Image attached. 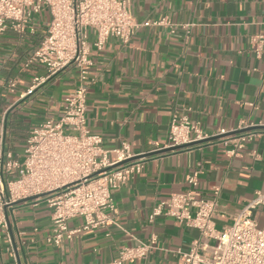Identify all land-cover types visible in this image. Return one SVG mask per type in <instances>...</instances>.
<instances>
[{"label": "crops", "instance_id": "obj_1", "mask_svg": "<svg viewBox=\"0 0 264 264\" xmlns=\"http://www.w3.org/2000/svg\"><path fill=\"white\" fill-rule=\"evenodd\" d=\"M130 8L140 22L167 18L169 24L142 27L129 43L110 37L101 49L90 30L87 124L106 147L128 142L137 155L160 150L176 114L187 115L209 135L264 126V42L258 54L254 40L264 35V0H130ZM50 20L43 9L24 33L9 28L0 36V136L20 159L31 130L58 120L77 84V70L70 67L28 93L34 77L47 74L28 59ZM249 131L251 140L236 156L220 137L141 158L140 172L113 191V222L61 246L47 241L52 220L45 203L14 205L9 236L0 240V264H114L122 247L152 238L157 244L148 259L125 264H186L172 251L200 241L199 230L168 216L151 221L153 209L174 193L213 198L218 187L214 220L220 229L230 225L256 192L264 191V128ZM194 173L196 185L188 182ZM254 215L264 226V206ZM82 222L76 217L69 225Z\"/></svg>", "mask_w": 264, "mask_h": 264}, {"label": "built area", "instance_id": "obj_2", "mask_svg": "<svg viewBox=\"0 0 264 264\" xmlns=\"http://www.w3.org/2000/svg\"><path fill=\"white\" fill-rule=\"evenodd\" d=\"M43 9L50 13V24L29 57L28 65L41 64L47 74L34 77L28 93L70 67L77 70V84L65 97L62 116L31 130L25 158H17L13 151L6 149L0 136V240L9 236L8 213L13 204L34 197L31 200L34 205L45 203L51 209L52 229L47 241L61 246L84 231L112 223L113 191L142 168V159L120 164L137 155L128 142H122L119 147H106L103 136L88 127L87 101L93 81L90 30L96 33L95 47L101 49L110 37L129 43L142 27L169 24V20L138 21L131 12L130 0H0V36L9 28L24 33L34 14ZM254 40H258L259 54L264 35ZM229 133L222 129L209 135L187 115L176 114L170 122L168 143L159 149L222 136L226 151L236 156L253 135L252 131ZM188 182L198 184L197 173L189 176ZM219 192L220 188L216 187L213 198L197 196L192 191L174 193L156 204L151 221L168 216L199 230L200 241L194 240L187 249L172 251L186 264H264V226L254 215L255 210L264 206V191H257L233 222L222 229L214 220ZM76 217H81L83 222L71 227L69 221ZM156 244V238H152L124 246L113 263L148 259ZM210 250L211 256L207 253Z\"/></svg>", "mask_w": 264, "mask_h": 264}, {"label": "water", "instance_id": "obj_3", "mask_svg": "<svg viewBox=\"0 0 264 264\" xmlns=\"http://www.w3.org/2000/svg\"><path fill=\"white\" fill-rule=\"evenodd\" d=\"M255 127H263L264 128V126H262V125L261 126H252V127L245 128L244 130H239V132L249 131V130L254 129ZM234 133L235 132H230L229 134H234ZM220 137H222V136H213V137H209V138H207L205 140L192 142L190 144H185V145H181V146H174V147H167V148H163V149H160V150L147 152V153H144V154L136 155L135 157L130 158L128 160H125L123 162H120V164L126 163V162L131 161V160L141 159V158H144V157H147V156L155 155V154H158V153H164V152H171V151L181 150V149H184V148H187V147H190V146H194V145L206 142V141L218 139ZM33 199H34V197L26 198L24 200H19V201H16L13 205H19V204H21L23 202L30 201V200H33ZM8 225H9V228L11 229L9 216H8ZM12 240L15 243V239H14L13 233H12Z\"/></svg>", "mask_w": 264, "mask_h": 264}]
</instances>
